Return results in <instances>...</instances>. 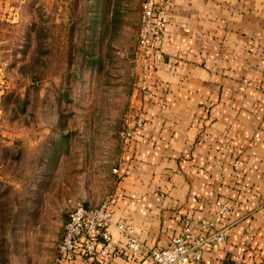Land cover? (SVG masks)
<instances>
[{"label":"crops","instance_id":"1","mask_svg":"<svg viewBox=\"0 0 264 264\" xmlns=\"http://www.w3.org/2000/svg\"><path fill=\"white\" fill-rule=\"evenodd\" d=\"M0 0V157L16 139L4 126L9 41L30 38L22 8ZM163 58L138 90L112 192L115 219L150 247L167 245L185 221L215 220L218 198L232 205L228 239L197 264L264 261V0H168ZM22 26V27H21ZM21 27V28H20ZM22 32V34H21ZM0 170V183L3 181ZM98 204V203H97ZM95 205V204H93ZM117 244L123 242L116 225ZM114 264H125L116 258Z\"/></svg>","mask_w":264,"mask_h":264},{"label":"rangeland","instance_id":"2","mask_svg":"<svg viewBox=\"0 0 264 264\" xmlns=\"http://www.w3.org/2000/svg\"><path fill=\"white\" fill-rule=\"evenodd\" d=\"M143 2L31 0L22 8L30 38L9 41L3 102L16 148L0 157V264H53L72 208L111 196L143 85Z\"/></svg>","mask_w":264,"mask_h":264},{"label":"built area","instance_id":"3","mask_svg":"<svg viewBox=\"0 0 264 264\" xmlns=\"http://www.w3.org/2000/svg\"><path fill=\"white\" fill-rule=\"evenodd\" d=\"M168 0H144L140 25V46L145 62L141 90L148 91L147 74L163 58L159 46L164 39L168 17L165 8ZM144 117L140 113L124 133V140L134 136L143 126ZM119 176V169H116ZM215 220L202 219L196 224L186 219L183 230L174 235L165 246L150 247L137 236L134 225L125 219H115L114 197L101 203L86 206L76 204L69 213L64 235L58 244L53 264H114L123 258L125 264H197L206 249H215L229 237V225L224 219L232 205L218 198ZM116 225L123 242L117 244L111 228ZM233 264H251L237 260ZM260 264H264L262 261Z\"/></svg>","mask_w":264,"mask_h":264},{"label":"trees","instance_id":"4","mask_svg":"<svg viewBox=\"0 0 264 264\" xmlns=\"http://www.w3.org/2000/svg\"><path fill=\"white\" fill-rule=\"evenodd\" d=\"M86 206H90V205H86ZM69 218V217H68Z\"/></svg>","mask_w":264,"mask_h":264}]
</instances>
